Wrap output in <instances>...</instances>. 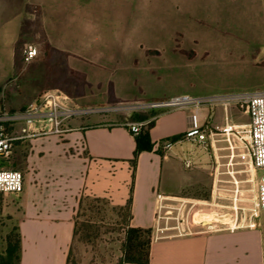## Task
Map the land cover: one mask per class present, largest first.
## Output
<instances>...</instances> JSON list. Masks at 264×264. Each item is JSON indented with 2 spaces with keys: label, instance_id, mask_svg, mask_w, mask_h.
Here are the masks:
<instances>
[{
  "label": "rangeland",
  "instance_id": "rangeland-1",
  "mask_svg": "<svg viewBox=\"0 0 264 264\" xmlns=\"http://www.w3.org/2000/svg\"><path fill=\"white\" fill-rule=\"evenodd\" d=\"M46 43L52 48L49 67ZM30 45L39 54L27 62ZM54 89L113 123L134 122V115L152 111L142 105L175 95L264 90V0H0V108L23 110ZM229 119L247 124L246 107L231 106ZM209 121L224 123L221 107ZM217 140L207 148L189 141L174 145L193 161L190 171L204 174L202 183L187 189L202 200L168 208L181 227L189 219L193 231L211 224L228 228L251 220L256 208L258 173L248 150L236 148L232 159L225 137ZM5 167L21 171L25 180L15 150ZM22 194L0 198V258L22 217ZM126 217L104 204L94 236L75 243L72 263L113 264ZM252 219L264 233V211ZM176 225L170 219L169 226Z\"/></svg>",
  "mask_w": 264,
  "mask_h": 264
},
{
  "label": "crops",
  "instance_id": "crops-1",
  "mask_svg": "<svg viewBox=\"0 0 264 264\" xmlns=\"http://www.w3.org/2000/svg\"><path fill=\"white\" fill-rule=\"evenodd\" d=\"M206 114L204 110V119ZM191 115L187 110L151 118L152 148L138 154L135 167L131 161L139 135L132 134L127 123L109 122L102 115L72 120L70 131L61 135L16 141L13 151L25 165L23 213L17 225L20 264H68L75 216L86 196L106 199L114 207L126 206L131 198L129 226L153 230L150 264H264L261 225L234 231L197 230L185 236L157 230L166 225L165 221L158 225V193L166 197L167 207L202 200L187 189L204 181L203 170L185 167L182 148H160L164 140L180 137L190 128ZM11 195L16 194L3 196ZM123 254L122 243L113 264ZM76 264H90V259Z\"/></svg>",
  "mask_w": 264,
  "mask_h": 264
},
{
  "label": "built area",
  "instance_id": "built-area-1",
  "mask_svg": "<svg viewBox=\"0 0 264 264\" xmlns=\"http://www.w3.org/2000/svg\"><path fill=\"white\" fill-rule=\"evenodd\" d=\"M38 54V49L32 45L24 51L27 62L37 58ZM233 105L246 107V114L249 116L247 124L241 125L230 122L229 108ZM142 107L157 112V116L178 111H192L190 128L180 137L164 140L160 144L163 151H168L183 141H189L207 148L209 145L214 146L219 141L217 137L220 135L225 137L232 155L236 148L240 146L246 148L251 165L258 173L256 208L253 210L252 217L257 214L258 210L264 211V90L203 97L187 94L175 95L150 102L142 105ZM216 107H221L223 110L224 123L222 125H214L209 121L214 118ZM204 110L207 111L205 119ZM91 114H98V109L81 107L68 94L58 89L45 92L41 98L20 111L10 112L0 108V198L2 195L21 194L24 191L25 183L22 172L5 167V162L9 160L16 141L38 138L48 134H64L70 131L68 128L70 121ZM151 121H134L127 123V125L130 132L138 136L142 128ZM17 126L19 129L16 131L15 127ZM184 165L186 168H191L193 161L186 159ZM157 198L159 200L158 225L160 222H166L162 229L157 228L158 231L175 229L177 236L194 233L189 219L186 222L182 221L183 227H181L179 217H170L171 211H168L170 207L163 204L166 199L165 196L158 193ZM252 217L251 220H243L241 223L236 220L228 229L234 231L240 228L260 227L256 222H253ZM170 219L177 221L175 227L169 226ZM184 223H186L185 226ZM221 229L223 228L211 224L204 231L214 232Z\"/></svg>",
  "mask_w": 264,
  "mask_h": 264
},
{
  "label": "trees",
  "instance_id": "trees-1",
  "mask_svg": "<svg viewBox=\"0 0 264 264\" xmlns=\"http://www.w3.org/2000/svg\"><path fill=\"white\" fill-rule=\"evenodd\" d=\"M46 58V64L49 67L52 58V48L49 43H46ZM156 114L158 113L155 111H151L146 114H137L134 115L131 120L139 122L149 121ZM153 126L154 122L151 121L139 134L135 156L131 161L133 167L136 165L138 154L143 151H150L152 148L149 131ZM109 203L110 202L108 200L102 198H94L90 196L81 198L79 208L75 216L74 242L68 257V264H76L71 261L75 243L78 241L91 240L96 230L98 216L103 213L104 204ZM131 206L132 200L130 198L126 206L116 207L119 210L127 212L126 225L124 228L125 238L123 240L124 254L118 264H150L153 230L131 228L129 226V219L132 216ZM82 219L84 220L82 221ZM15 231H17L16 234ZM6 244L5 256L0 258V264H20L21 236L18 226L7 235Z\"/></svg>",
  "mask_w": 264,
  "mask_h": 264
},
{
  "label": "bare ground",
  "instance_id": "bare-ground-1",
  "mask_svg": "<svg viewBox=\"0 0 264 264\" xmlns=\"http://www.w3.org/2000/svg\"><path fill=\"white\" fill-rule=\"evenodd\" d=\"M230 157L233 159L235 157V154L231 155Z\"/></svg>",
  "mask_w": 264,
  "mask_h": 264
}]
</instances>
